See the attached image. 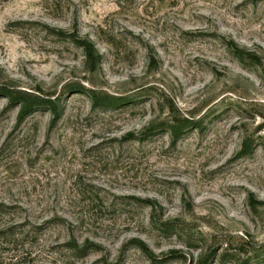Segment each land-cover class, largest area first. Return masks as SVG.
I'll list each match as a JSON object with an SVG mask.
<instances>
[{
	"label": "rangeland",
	"instance_id": "obj_1",
	"mask_svg": "<svg viewBox=\"0 0 264 264\" xmlns=\"http://www.w3.org/2000/svg\"><path fill=\"white\" fill-rule=\"evenodd\" d=\"M0 88V264H264V0H0Z\"/></svg>",
	"mask_w": 264,
	"mask_h": 264
},
{
	"label": "trees",
	"instance_id": "obj_2",
	"mask_svg": "<svg viewBox=\"0 0 264 264\" xmlns=\"http://www.w3.org/2000/svg\"><path fill=\"white\" fill-rule=\"evenodd\" d=\"M74 42L81 43L82 47L85 49L87 52L89 58L92 60V63H95L96 61V53L94 51V48L90 46L88 43L82 42L77 38H73ZM230 48H232L233 53L240 58V60H245V58L253 60V61H258L259 57L251 52H247L243 49H240L234 42L230 43ZM0 96H6L7 98L10 99L11 102H19L21 106V111L19 115V120L21 121L24 119L26 116L31 115L33 112L40 110L41 108H49L55 115V118L53 120V123H55L56 119L59 118L60 114L62 113V109L60 108V103L58 101H53V100H43L39 99L36 96L28 95V96H22L20 92H13L9 89L5 88H0ZM91 97L93 99V107L94 108H101V107H114L117 105L121 99H114L110 97H103L100 94L96 92L91 93ZM188 122V121H186ZM190 124L189 123H176L172 126H170V131L175 139H177L180 135H182L184 129L188 127ZM252 152V140L246 139L243 143V147L241 150V155H248ZM169 224H165V227H168ZM75 243V242H74ZM133 243L137 248L142 250L145 254L150 256L151 259L154 257L150 254L149 249L147 248L146 244L141 241V240H133ZM92 244H85L83 247V250L87 251H92L93 249H90V246ZM69 248L70 249H75L78 250V247H75L73 242L69 243ZM213 252H210L208 255H206L199 264H209L213 258Z\"/></svg>",
	"mask_w": 264,
	"mask_h": 264
}]
</instances>
